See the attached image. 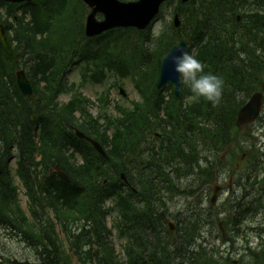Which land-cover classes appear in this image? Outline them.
Returning a JSON list of instances; mask_svg holds the SVG:
<instances>
[{"label":"trees","instance_id":"16d2710c","mask_svg":"<svg viewBox=\"0 0 264 264\" xmlns=\"http://www.w3.org/2000/svg\"><path fill=\"white\" fill-rule=\"evenodd\" d=\"M216 1L193 0L187 24L163 31L157 40L151 31L133 34L130 29L86 38L82 0L0 1V23L6 29L7 16H16L18 11L31 14L30 22L20 16L15 29L18 62L0 40V228L25 244L39 264H124L115 254L105 223L109 211L102 206L109 198L116 200L122 215L116 226L119 237L128 239L126 264H160L164 257L167 264H234L217 247L208 250L207 244L199 242L207 233L203 224L187 223L202 215L201 207L193 208L180 222L177 213H172V197L167 196L182 192L184 186L176 184L178 174L185 171L194 176L188 167L200 165L206 173L202 182H212L223 164L221 156L230 151L227 160L234 161L249 138L239 133L235 120L264 74V0H220L222 5H215ZM186 36L192 38L190 50L196 48L205 73L219 76L224 87L217 103L201 99L183 111L181 101L173 96L163 103L156 86L160 59ZM81 63L86 64L85 82L102 84L112 73L121 78L139 74L136 87L143 101L132 103L133 109L117 104L113 116L108 112V90L99 97V119L105 121L100 124L88 111L89 100L64 75ZM21 66L29 70L36 99H25L17 89L15 72ZM63 93L72 96L69 103L60 105L57 99ZM186 95H192L187 88ZM164 105L167 115H172L173 132L164 128L160 141L153 132ZM75 128L107 147V156L77 137ZM16 155V175L28 196V212L21 205L10 169ZM77 155L83 164L75 162ZM217 161L218 167L209 168ZM56 167L69 176V182L54 171L49 175ZM122 172L130 185L122 182ZM240 188L241 195L247 196L243 193L248 192V182ZM241 195L225 199L218 207L209 206L214 211L212 223L218 225L219 215H224L229 234L222 237L218 230L219 238L230 249L235 251L236 243L245 241L238 264H264V228L254 220L264 206L260 208L261 202L253 195L247 196L250 200ZM170 217L178 221L176 233L166 230ZM249 219L257 227H251ZM242 226L259 231L258 248L250 246ZM4 259V264H21L15 256Z\"/></svg>","mask_w":264,"mask_h":264},{"label":"rangeland","instance_id":"374dc122","mask_svg":"<svg viewBox=\"0 0 264 264\" xmlns=\"http://www.w3.org/2000/svg\"><path fill=\"white\" fill-rule=\"evenodd\" d=\"M177 2H174L173 4H171L169 7H167V9H164L165 15L164 18L161 21H157L155 23V27L154 30L157 29H161V27L163 26L164 23H167L166 20V15L168 13V17L169 20H172V13H174ZM89 11L86 9H83V12L80 13L81 15V19H83V21H81V24L84 23L87 15H88ZM184 17V22L187 24L188 22V13H185L183 15ZM170 20V21H171ZM190 25L193 26V23L191 21ZM166 53V52H165ZM164 53V54H165ZM68 79L70 81L73 82H78L79 81V70H73L69 76ZM106 86L107 88H110L111 86V95H112V99L116 100V101H120V102H126L128 99L129 100H139V95L137 94V92L135 91L134 87H133V83L130 79H126L123 80L122 82H120V80H117L115 78H109V80L106 82ZM104 89V87L101 86H95L92 84H88L86 86V88L84 89V94L86 95V97H88L91 101L92 104L90 105V113L92 116H98V108H97V95L98 93H100L102 90ZM120 89H122L125 92V95L122 96L119 92ZM69 100V96H62L60 98V102L61 103H66ZM256 125L253 128H250L251 131L254 132V137L258 138V140H256L255 142L256 144V148L254 149V154L255 156H260L262 157V160L264 159V129H263V124H264V114L261 116V118L255 123ZM262 130V131H261ZM249 128H247L246 132H249ZM245 132V133H246ZM245 147L248 148L251 144L249 142H245ZM242 162V161H241ZM201 164V163H200ZM14 166V163H13ZM243 165H240L239 170L235 173V175H232V171L235 169V164H231L228 168H226V166H223L220 168V171L218 173V179H216V176L214 177L213 183L209 184L211 186L208 187L207 189V193L202 195L201 194V189L202 186L199 185V182L202 180L201 175H197L194 174V176L192 177V181L190 183H187L188 185H195L197 187H195L193 189V191H191L189 193V196L187 195H180V196H175L174 198H172L173 200V204L170 203L171 207H173L172 213H177V216L179 217L180 222H184L183 219H185L187 216H190L192 213L190 212L193 208H197V207H201V209H203V213L209 215L210 217L214 215V211L210 210L209 206H210V198L212 196V189L216 184H219L220 186H222V195L219 199V204H221L226 197H230V196H234V194H242V191H239L238 193H236L238 184L235 183V180L238 179V177H240V175H243L240 171H242V167ZM238 168V165H237ZM13 172H14V168H12ZM17 184L20 187V198H21V202H22V207L24 210L28 211V198L26 197L25 193H24V189L23 187H21L20 182L18 181V179L16 180ZM252 184V185H251ZM186 189H191V188H186ZM248 190H250L252 192V195L254 196V200L255 199H260L262 203H264V183L261 182L260 180H251V183L248 184ZM175 195V193H168V197H172V195ZM263 196V197H262ZM201 199H204V202L202 203V205H199V201ZM191 213V214H190ZM263 213L260 215V218H262ZM219 217H223V214H220ZM117 218V214L113 213L112 215L107 217V225L109 227L112 226L113 222L116 220ZM213 220L214 218L211 217ZM263 219V218H262ZM205 230L208 232V236L206 235L204 238V242H209L211 245H208L209 247L208 250H211L210 246H212V242H215V239L217 237V235L219 236V232L217 230V228H211V227H205ZM162 236H164V234L162 233ZM113 245L116 248L117 253L119 254V256L123 259L124 257V253L122 251V241L117 238V235L114 231L113 236L110 237ZM251 240H254L251 238ZM199 242H201L199 240ZM199 242L197 244H199ZM261 242V240L259 239V243ZM196 245H194L193 247L196 248ZM244 242L241 241L240 244H238L237 246L241 247L243 246ZM218 246V245H217ZM227 247H230L227 246ZM194 249V248H193ZM221 251H223V254L226 256L225 258H229L230 261H235L238 259H241L242 257V253L240 251V249H236L237 251H233V250H225V247L222 246ZM228 254L231 256L229 257ZM6 255H10V256H15L18 258V260L21 262V264H39L37 259L34 258V255L32 254L31 250L29 248L26 247L25 244H21L18 239H16L13 235L6 233L4 230H2L0 228V264H4L6 262V260L4 259V256ZM262 260H260L259 262H261Z\"/></svg>","mask_w":264,"mask_h":264},{"label":"water","instance_id":"95a60500","mask_svg":"<svg viewBox=\"0 0 264 264\" xmlns=\"http://www.w3.org/2000/svg\"><path fill=\"white\" fill-rule=\"evenodd\" d=\"M19 2L24 0H6ZM90 7L93 8L92 13L89 15L87 20L86 31L89 36L100 34L105 30L114 27H137L144 28L146 27L154 16L158 13L161 4L166 0H139L137 2H129L122 3L118 0H84ZM184 2L187 0H183ZM98 12H102L105 15L104 21H97L96 14ZM0 37L3 41L4 47L6 50L15 56L13 53L7 37L5 35V31L3 27H0ZM189 43V39H183L179 44L174 45L167 55L162 59L161 64V76L159 82V88L163 89L167 83H171L174 87V91L179 97L180 93V79L179 74H177L174 70L175 66L171 61V57L168 56L170 52L173 55H179L180 52L178 49L187 50V46ZM166 57H168L166 59ZM17 81L20 89L24 93V95H33V90L31 87V83L21 72L17 76ZM263 90H264V82H263ZM263 105V93L257 92L255 93L250 101L241 108L237 118V124L239 126L246 125L255 120V118L259 115ZM79 135L83 136V134L79 133ZM95 147L103 154L101 145L98 142L92 141ZM58 173L63 176L66 180L68 177L58 170ZM218 197V188H214L213 197L211 199L212 203H215Z\"/></svg>","mask_w":264,"mask_h":264},{"label":"clouds","instance_id":"9594fccd","mask_svg":"<svg viewBox=\"0 0 264 264\" xmlns=\"http://www.w3.org/2000/svg\"><path fill=\"white\" fill-rule=\"evenodd\" d=\"M178 51L179 55L170 52L168 56L175 66V72L179 74L180 84L190 91L194 101L203 99L212 104L217 103L222 94L224 81L215 74L205 73L204 65L195 52L190 53L183 49Z\"/></svg>","mask_w":264,"mask_h":264},{"label":"bare ground","instance_id":"6f19581e","mask_svg":"<svg viewBox=\"0 0 264 264\" xmlns=\"http://www.w3.org/2000/svg\"><path fill=\"white\" fill-rule=\"evenodd\" d=\"M224 4V1H216L215 5H222ZM228 158H230V155L228 156ZM222 161V160H221ZM223 162V161H222ZM223 164L225 165V162H223ZM220 165L219 161H217L216 163H214L213 165H211L209 168H216ZM205 167V166H204ZM189 171H191L194 174L197 175H201V176H205L206 173L205 171L201 168L200 165L198 166H192V167H188ZM243 175L240 176H244L246 178H252L254 180H260V183L263 182L264 183V159L262 160V157L257 156L252 158L250 161H246L244 166L242 167V171H240ZM178 178H180L181 181H183L184 183H190L192 181V174H189L187 172H183L181 174H178L177 176ZM243 196V195H241ZM243 198L245 200H250L249 197H247L246 195L243 196ZM200 210L202 211V215H197V218L194 217L192 219H190L187 223L191 224L193 223V221L197 220V224L201 225L203 224L204 227H213V228H217L218 225L212 223V216L210 217L207 214L203 213V209L200 208ZM240 213V212H239ZM245 215V214H243ZM239 218L242 220H245V217L242 216L241 214L239 215ZM211 220V222H210ZM251 219H249L248 221H250ZM256 221V224L258 226H260L261 228H264V220L260 217H256V219H254ZM187 221V220H186ZM251 222V221H250ZM218 230V229H217ZM137 249H141V246H137ZM174 249L176 250V248L174 247ZM172 259L170 258L169 261H171ZM167 257L163 258V261H158V263L160 264H167Z\"/></svg>","mask_w":264,"mask_h":264}]
</instances>
